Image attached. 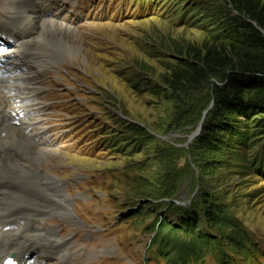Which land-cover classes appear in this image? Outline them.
Returning <instances> with one entry per match:
<instances>
[{"label":"rangeland","instance_id":"rangeland-1","mask_svg":"<svg viewBox=\"0 0 264 264\" xmlns=\"http://www.w3.org/2000/svg\"><path fill=\"white\" fill-rule=\"evenodd\" d=\"M10 1L0 0V21ZM51 7L43 19L67 25L58 36L77 45L74 56L50 47L51 54L61 52L58 60H44L45 72L13 101L26 97L23 109L29 112L20 117L26 123L20 131L38 150L36 155L22 146L24 154L43 158L67 203L62 213L35 220L56 231L42 233L34 226L15 231L10 225L0 231L1 239L18 234L20 246L28 248L37 238L49 240L51 253L40 264H182L158 253L155 230L162 220L174 224L183 213H197L203 232L225 253L224 259L204 253L200 264H264V166L254 160L264 144V133L254 127L261 115H227L226 130L215 119L222 144L199 145L196 138L217 110L216 86L224 83L223 76L217 72L178 87L170 83L174 73L224 40L229 19L239 15L235 2L58 0ZM33 37L40 39L39 32ZM30 41L37 48L39 42ZM4 46L0 71L14 73L5 63L21 56L10 51L15 43ZM36 69L28 65L20 72L34 77ZM242 132L249 133L244 145ZM15 185L0 182L13 195L3 211L38 210L40 200L27 202L19 196L25 189ZM35 194L40 196L36 189ZM209 207L213 216L206 212ZM224 218L238 231L235 244L219 227Z\"/></svg>","mask_w":264,"mask_h":264},{"label":"bare ground","instance_id":"bare-ground-1","mask_svg":"<svg viewBox=\"0 0 264 264\" xmlns=\"http://www.w3.org/2000/svg\"><path fill=\"white\" fill-rule=\"evenodd\" d=\"M56 1L57 0H12L9 2L8 7L5 6L6 9L9 10L5 16V21H0V49H3V45L6 46L7 42L12 40L15 46L10 51L13 52L17 50L21 56L20 61L17 60V62L6 60V68H11L10 70L14 73L0 71V182H13L16 184L13 187L14 189H25L24 193L19 194V196H22L27 202L35 198L40 200V204L36 207L38 210L33 212L21 211L18 214H14L13 211H8L9 213L5 212L1 206H4L6 204V199L13 195L10 191L6 194L5 191L2 190L3 187L0 186V224L3 227L0 228V231H6L5 228L10 225L16 227L15 231L18 229L22 230L27 226H34V229L42 233H45L47 230L56 231V229L53 228L47 229L45 223V228L39 227L43 222L40 221L38 223L35 220L38 215L44 218L45 216L62 213L67 203L63 198L61 185L58 183L57 179L48 174L43 168V158H40V156V159L35 160L32 159L33 156L29 157V154H24L28 153L26 150L27 148L32 149V152L36 155L38 150H33L31 144L25 139L27 135L23 136V133L20 131L21 126L26 124L22 119L27 112H29L28 109L26 111L23 109V106L25 107V105H27L26 97H21L17 104L13 101V96L19 98L20 94H26L25 92H28L31 86L30 81H36L35 77L39 78V72L40 74L45 72L43 68L44 64L48 65L47 62L53 63L58 60L56 56L61 54V52L57 51L56 54H51L48 52L51 50L50 47H54L55 50H61L69 55L75 52L77 45L69 44L67 40L58 36L63 31L69 30L66 28L67 25H62L61 22L54 19H43L47 13H52V7L49 8V6H52ZM23 28L29 30L30 34H23L21 32ZM38 32L40 39L39 37L38 39L33 37V34H38ZM30 39L39 42L37 48L34 43H31ZM2 56H5L4 58L6 59L10 58L4 52ZM11 56L13 57L14 54H11ZM44 60H47V62ZM10 62L13 66L10 65ZM38 63H40L42 68H39L37 65ZM28 65L33 68L34 66L37 67V72L33 75L34 77L21 74L20 69ZM22 82L25 83V85H23ZM41 108L42 107H40V109ZM20 117L22 119H20ZM3 134H7V136ZM22 146H25L26 149ZM13 148L16 149V152L18 151L26 157V160H22L17 157V154H13ZM35 189L40 196L35 194ZM30 194L32 197H30ZM26 213L29 214V222L27 223L28 219L25 217L26 224H18L16 219L22 218ZM8 236L11 235L8 234ZM37 236L42 237L43 234L39 233ZM19 237L18 234L14 235L12 238L9 237L6 239H1L0 236V264H7L8 260L10 261L9 256L11 252H16V264H40L43 262L45 255H50L51 252L48 247L49 240L43 241L41 238H37L36 245L28 248L20 246L22 245V241H18ZM54 237H57L55 233ZM59 241L61 242V239H59ZM34 252H37V255L34 254ZM37 257L38 262H35Z\"/></svg>","mask_w":264,"mask_h":264},{"label":"trees","instance_id":"trees-1","mask_svg":"<svg viewBox=\"0 0 264 264\" xmlns=\"http://www.w3.org/2000/svg\"><path fill=\"white\" fill-rule=\"evenodd\" d=\"M233 1L239 15L237 19H229L224 29V40L210 48L197 62L187 65L179 74L174 73V78L170 79V83L178 87L183 82L198 83L217 72L223 76L224 83L216 86L218 103L210 119L213 123L206 121L201 135L196 138L199 145L208 147L222 144L214 122L218 119L216 123L226 130L227 115H241L249 119L260 114L261 118L255 121L254 127L258 133H264V5L257 0ZM248 135L239 133L242 145ZM259 156L264 158V144L262 153L255 155L254 159L264 166V160L261 158L259 161ZM257 167L261 168V164ZM206 212L214 215L210 207ZM179 218V222L174 224L162 220L156 227L159 254L175 256V260L182 264H200L204 261V253H212L224 259V249L218 240L203 232L201 218L197 213H183ZM229 223V219L224 218L219 227L229 232L226 239L235 244L240 237L236 229L230 230Z\"/></svg>","mask_w":264,"mask_h":264},{"label":"water","instance_id":"water-1","mask_svg":"<svg viewBox=\"0 0 264 264\" xmlns=\"http://www.w3.org/2000/svg\"><path fill=\"white\" fill-rule=\"evenodd\" d=\"M201 129H202V126L199 127L198 131L193 135V137H195L198 134V132L201 131Z\"/></svg>","mask_w":264,"mask_h":264}]
</instances>
